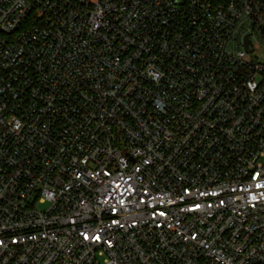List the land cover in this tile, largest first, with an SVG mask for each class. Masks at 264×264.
Segmentation results:
<instances>
[{
	"label": "built area",
	"instance_id": "obj_1",
	"mask_svg": "<svg viewBox=\"0 0 264 264\" xmlns=\"http://www.w3.org/2000/svg\"><path fill=\"white\" fill-rule=\"evenodd\" d=\"M0 264H264V0H0Z\"/></svg>",
	"mask_w": 264,
	"mask_h": 264
},
{
	"label": "rangeland",
	"instance_id": "obj_2",
	"mask_svg": "<svg viewBox=\"0 0 264 264\" xmlns=\"http://www.w3.org/2000/svg\"><path fill=\"white\" fill-rule=\"evenodd\" d=\"M178 1H182V0H178ZM32 201H33V199H32ZM45 207L46 206H44V205H37V209H39V210H43Z\"/></svg>",
	"mask_w": 264,
	"mask_h": 264
},
{
	"label": "water",
	"instance_id": "obj_3",
	"mask_svg": "<svg viewBox=\"0 0 264 264\" xmlns=\"http://www.w3.org/2000/svg\"><path fill=\"white\" fill-rule=\"evenodd\" d=\"M245 48H246V49L248 48V37L246 38V45H245Z\"/></svg>",
	"mask_w": 264,
	"mask_h": 264
},
{
	"label": "snow or ice",
	"instance_id": "obj_4",
	"mask_svg": "<svg viewBox=\"0 0 264 264\" xmlns=\"http://www.w3.org/2000/svg\"><path fill=\"white\" fill-rule=\"evenodd\" d=\"M96 239H99V237H97Z\"/></svg>",
	"mask_w": 264,
	"mask_h": 264
}]
</instances>
